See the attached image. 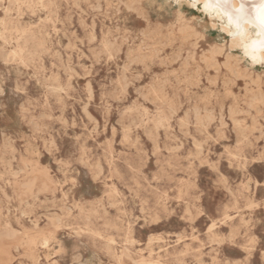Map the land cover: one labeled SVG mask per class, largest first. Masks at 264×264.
I'll return each instance as SVG.
<instances>
[{
  "label": "rangeland",
  "instance_id": "1",
  "mask_svg": "<svg viewBox=\"0 0 264 264\" xmlns=\"http://www.w3.org/2000/svg\"><path fill=\"white\" fill-rule=\"evenodd\" d=\"M262 2L0 0V264H264Z\"/></svg>",
  "mask_w": 264,
  "mask_h": 264
},
{
  "label": "bare ground",
  "instance_id": "2",
  "mask_svg": "<svg viewBox=\"0 0 264 264\" xmlns=\"http://www.w3.org/2000/svg\"><path fill=\"white\" fill-rule=\"evenodd\" d=\"M177 2H179V3H184V2H186V3H189V4H193V5H198V4H200V3H203L204 2V0H176ZM122 2V1H121ZM232 4L234 5V7L235 8H237L238 6H239V0H232ZM131 5V4H130ZM240 5H241V3H240ZM92 9V8H91ZM24 10V9H23ZM135 10H136V8H135ZM146 10V9H145ZM18 15V14H17ZM31 15V14H30ZM142 16H143V14H142ZM217 19H220L221 18V14H218L217 13ZM18 17V16H17ZM94 21V20H93ZM85 23V22H84ZM20 24V23H19ZM161 24V23H160ZM12 25V24H11ZM87 25V24H86ZM168 25V24H167ZM175 26V25H174ZM2 27V26H1ZM185 28V27H184ZM222 28L226 31V32H231V29H230V26L227 24V23H222ZM147 30V29H146ZM243 34L242 35H235V37H234V40H232V44H236V45H239V46H241V45H243L244 43H248L250 40H251V32H250V30L248 29V26H247V24H244V26H243ZM145 37H146V35H144ZM148 36V35H147ZM120 37V36H119ZM96 39V38H95ZM173 39V38H172ZM191 39V38H190ZM13 40V39H12ZM24 40V39H23ZM116 40V39H115ZM7 41H8V39H7ZM156 41V40H155ZM159 41V40H158ZM158 41H156V42H158ZM185 41V40H184ZM187 41V40H186ZM69 42V41H68ZM142 42H144V41H142ZM146 42V41H145ZM82 43V42H81ZM84 43V42H83ZM164 43V42H163ZM35 44V43H34ZM145 44V43H144ZM166 45V44H165ZM69 46H70V44H69ZM146 46V45H145ZM173 46V45H172ZM118 47V46H117ZM171 47V46H170ZM168 48H169V46H168ZM117 49V48H116ZM81 50V49H80ZM129 51V50H128ZM178 52H180L179 50H177ZM176 51V52H177ZM194 51V50H193ZM192 51V52H193ZM159 52H160V50H159ZM195 52V51H194ZM203 52V51H202ZM161 53V52H160ZM189 53V52H188ZM188 53H186V54H188ZM15 53H13V55H14ZM83 55V54H82ZM141 55V54H140ZM180 55V54H179ZM193 55V54H192ZM198 55V54H197ZM142 56V55H141ZM175 56V55H174ZM182 56V55H181ZM186 56H188V55H186ZM84 57V56H83ZM137 57V56H136ZM178 57V56H177ZM259 58H260V60L261 61H264V52H262L259 56H258ZM134 58V57H133ZM172 58V57H171ZM186 58V57H185ZM132 59V58H131ZM142 59H144V57L142 58ZM178 59H180V58H178ZM183 59V58H182ZM217 59V58H216ZM249 59H250V57H249ZM190 60V59H189ZM193 60H194V58H193ZM23 61V60H22ZM228 61V60H227ZM253 62H255V61H253ZM22 63V62H21ZM131 63V62H130ZM188 63V62H187ZM190 66V65H189ZM221 68V67H220ZM201 69V68H200ZM184 70V69H183ZM9 72V71H8ZM77 74V73H76ZM249 74V73H248ZM210 75V74H209ZM77 76V75H76ZM199 76V75H198ZM201 76V75H200ZM250 76V75H249ZM192 77V76H191ZM247 78V77H246ZM248 80V79H247ZM120 81V80H119ZM252 81V80H251ZM78 83V82H77ZM132 83V82H131ZM256 83V82H255ZM125 84H127L126 83V78H125ZM217 84V83H216ZM254 86V85H253ZM239 87V86H238ZM245 88V87H244ZM126 90V89H125ZM120 91V90H119ZM135 91V90H134ZM260 92V91H259ZM256 93V92H255ZM120 94V93H119ZM260 94V93H259ZM85 98H87V97H85ZM261 99H263V97L261 98L260 96H258L257 95V93L254 95V97H253V100H256V101H261ZM119 100V99H118ZM180 101V100H179ZM85 105V104H84ZM87 105V104H86ZM229 106V105H228ZM148 108V107H147ZM261 110V109H260ZM83 112H84V110H83ZM88 112V111H87ZM88 114V113H87ZM248 115H249V113H248ZM93 117V116H92ZM249 117V116H248ZM258 119V118H257ZM243 120V119H242ZM252 120V119H251ZM133 121V120H132ZM93 122V121H92ZM239 122V121H238ZM241 122V121H240ZM239 122V123H240ZM243 122V121H242ZM94 123V122H93ZM133 123V122H132ZM131 123V124H132ZM95 125V124H94ZM128 125V124H127ZM127 127V126H126ZM131 127V126H130ZM95 129V128H94ZM261 129V128H260ZM259 128H258V130H260ZM113 130V129H112ZM115 130V129H114ZM113 130V131H114ZM126 130H127V128H126ZM115 132V131H114ZM244 132V131H243ZM260 132V131H259ZM92 135V134H91ZM246 136V135H245ZM192 137V136H191ZM257 138V137H256ZM255 138V139H256ZM259 138V137H258ZM251 142V141H250ZM27 145H29V144H27ZM237 145V144H236ZM195 146V145H194ZM198 146V145H197ZM29 147V146H28ZM30 148V147H29ZM188 157V156H187ZM191 157V156H190ZM191 163V162H190ZM193 163V162H192ZM102 166V165H101ZM103 167V166H102ZM221 174V173H220ZM150 185V184H149ZM27 187H29V184H28V186ZM28 190V189H27ZM46 201V200H45ZM100 202V201H99ZM91 204V203H90ZM71 207V206H70ZM69 207V208H70ZM20 219V218H19ZM190 222V221H189ZM213 224V223H212ZM7 225V224H6ZM211 225V224H210ZM53 226V225H52ZM101 226V225H100ZM217 226V225H216ZM9 227V226H8ZM56 227V226H55ZM210 227H212V226H210ZM11 228V227H10ZM208 228V227H207ZM3 229V228H2ZM56 229V228H55ZM8 231H9V229H7ZM13 231V230H12ZM4 233V232H3ZM7 233V231L5 232V234ZM11 233V232H10ZM15 233V232H14ZM13 233V234H14ZM17 234V233H16ZM12 235V234H11ZM4 236H8V235H4ZM1 237V236H0ZM11 237V236H10ZM223 237V236H222ZM231 239V238H230ZM178 241H180V240H178ZM254 241V240H253ZM21 243H22V241H21ZM33 243V242H32ZM138 243V242H137ZM46 245V244H45ZM57 253V252H56ZM49 256V255H48ZM79 258V257H78ZM49 259V258H48ZM20 261V260H19ZM203 261V260H202ZM236 262H237V260H235ZM172 263V262H171ZM35 264V263H34ZM237 264V263H236Z\"/></svg>",
  "mask_w": 264,
  "mask_h": 264
},
{
  "label": "snow or ice",
  "instance_id": "3",
  "mask_svg": "<svg viewBox=\"0 0 264 264\" xmlns=\"http://www.w3.org/2000/svg\"><path fill=\"white\" fill-rule=\"evenodd\" d=\"M243 7L244 6L241 5V9L239 11H242ZM258 19H259L260 25L262 26V29H264V2L258 5ZM253 59H255V57H253ZM261 62L264 63V61H261ZM257 159L261 163H264V154H261L259 157H257Z\"/></svg>",
  "mask_w": 264,
  "mask_h": 264
}]
</instances>
